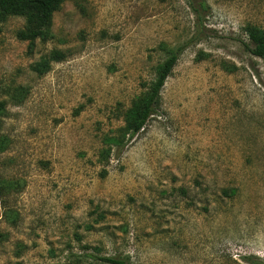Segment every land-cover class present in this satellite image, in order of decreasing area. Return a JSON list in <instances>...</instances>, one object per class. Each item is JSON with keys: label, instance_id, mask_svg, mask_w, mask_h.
I'll return each instance as SVG.
<instances>
[{"label": "rangeland", "instance_id": "rangeland-1", "mask_svg": "<svg viewBox=\"0 0 264 264\" xmlns=\"http://www.w3.org/2000/svg\"><path fill=\"white\" fill-rule=\"evenodd\" d=\"M23 22L0 24V176L21 183L0 264H264V61L244 30L264 0H67L33 43ZM161 44L181 51L159 107L102 161Z\"/></svg>", "mask_w": 264, "mask_h": 264}, {"label": "trees", "instance_id": "trees-1", "mask_svg": "<svg viewBox=\"0 0 264 264\" xmlns=\"http://www.w3.org/2000/svg\"><path fill=\"white\" fill-rule=\"evenodd\" d=\"M67 0H0V24L5 22L10 16H19L24 19L23 25L15 32L19 40H26L33 43L36 39L48 41L53 38L51 30L53 13ZM248 42L246 49L254 56L264 61V28L247 23L244 27ZM160 48L165 52L164 58L154 67L153 77L142 83L143 91L137 94L130 102L129 106L121 109L119 126L112 133H106L102 137V147L99 156L102 161L107 160L111 150L116 148L121 150L124 145L134 135L143 129L149 118L155 114L161 99V89L166 78L170 75L172 68L176 64L181 51L180 46L167 47L164 44ZM64 58V53L59 49H52L47 54L41 56L31 66V70L42 74L49 68L50 61H59ZM19 91V88L16 89ZM20 91L17 93L14 103L20 102L24 95ZM4 110V102H0V112ZM1 115V114H0ZM4 147V142L0 138V151ZM21 183L16 179H7L0 176V202L3 206L2 218L10 225L17 223V212L11 209L6 202V196L12 190H18ZM93 256L94 264H131L127 256L120 255H89Z\"/></svg>", "mask_w": 264, "mask_h": 264}]
</instances>
